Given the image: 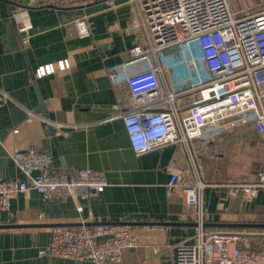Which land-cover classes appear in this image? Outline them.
Returning <instances> with one entry per match:
<instances>
[{"label":"crops","instance_id":"0c3cea01","mask_svg":"<svg viewBox=\"0 0 264 264\" xmlns=\"http://www.w3.org/2000/svg\"><path fill=\"white\" fill-rule=\"evenodd\" d=\"M18 8H22L19 20L32 26L26 44L13 17ZM78 18H85L88 34L78 33ZM140 36L139 15L131 0H94L68 8L33 0H0V92L9 95L0 107V177L24 179L10 153L35 149L50 156L58 173L90 167L108 183L89 199L48 200L35 189L10 199L8 210L0 211V264H95L39 254L55 225L80 223L90 215L151 234L137 248L123 250L119 262L108 264H173V245L193 234V226L143 223L184 221L189 207L169 197L165 189L166 168L175 148L137 155L119 115L129 92L124 84L112 81L120 80L118 65L129 57L128 49ZM63 59L68 60V69L34 76L38 66ZM29 111L35 115L26 121ZM213 130L207 129L199 143L214 152L209 159L202 149L199 156L214 165V172L226 177L245 175L248 181L255 179L257 171L264 172V136L253 125L240 133L241 144L229 139L226 147L210 139L204 142ZM244 145L249 149L240 159ZM221 148H227V155L220 154ZM256 204L264 208V189L251 201L240 193L228 196L224 187L203 191L204 210L211 221H234Z\"/></svg>","mask_w":264,"mask_h":264},{"label":"built area","instance_id":"2783aa9c","mask_svg":"<svg viewBox=\"0 0 264 264\" xmlns=\"http://www.w3.org/2000/svg\"><path fill=\"white\" fill-rule=\"evenodd\" d=\"M93 1L33 0L56 8ZM231 1L131 0L141 36L118 65L120 80L112 81L124 84L129 92L119 115L134 152L175 148L166 168L165 189L169 197L189 207L185 219L196 226L190 238L173 245V264H264L263 230L203 226L211 221L203 205L205 188L224 187L228 196L240 193L251 201L264 189V172L253 181L215 184L202 179L189 145L190 139L203 136L209 128L218 130L233 118L249 120L264 136V0H233L241 3L236 9ZM21 10L16 9L13 17L26 44L32 26L19 20ZM75 26L80 35L88 34L85 18L75 20ZM68 68V60L63 59L38 66L34 76ZM8 98L0 92V107ZM34 115L29 111L25 120ZM10 157L24 179L0 177V211L8 210L10 199L29 189L48 200L89 199L108 184L90 167L70 174L54 171L44 151L15 149ZM150 237L145 229L137 233L128 223L103 222L90 215L77 225L53 227L39 254L108 264L119 262L123 250L137 248Z\"/></svg>","mask_w":264,"mask_h":264},{"label":"rangeland","instance_id":"374dc122","mask_svg":"<svg viewBox=\"0 0 264 264\" xmlns=\"http://www.w3.org/2000/svg\"><path fill=\"white\" fill-rule=\"evenodd\" d=\"M231 6L233 9H236L240 6V1L238 2H234L233 0L230 2ZM185 102V100L183 101ZM249 124L252 125V123L249 120H245L242 118H233V119H227L225 120V125L218 129V130H213V134H210V136H205V140L210 139L215 141L216 143L223 145L224 147H226L227 141L229 139H234L237 141L236 145H239L242 143V141L240 142V133L244 130V127L249 126ZM243 133V132H242ZM199 139L200 138H194V139H190L189 140V145L194 153V159H195V163L198 169V172L200 173V176L202 177V179H206V180H216V179H223L226 181H236V182H247L248 179L245 175H241L239 177H226V176H222L221 172H214V165H210L204 162V160L202 158H200L199 154H201L202 149L204 150L203 152L208 153V158L210 159V152L213 153L215 149H210L209 147L205 146L203 143H199ZM204 146V147H203ZM246 149V150H245ZM248 146L244 145L242 147V154L240 156V159H243L246 155L243 154L244 151H247ZM220 154L222 155H227L228 152L227 148H221L220 150ZM218 151V152H219ZM200 152V153H199ZM245 159V158H244ZM237 165H239L238 162H236ZM250 168V166H248ZM256 168V167H255ZM220 171V170H219ZM258 171L255 173V178L258 177ZM254 180V179H253ZM259 230H263L264 228H257ZM194 233V232H193ZM193 235V234H192ZM262 237V236H261ZM248 239L250 240L251 237L248 236ZM253 239V238H252Z\"/></svg>","mask_w":264,"mask_h":264},{"label":"water","instance_id":"95a60500","mask_svg":"<svg viewBox=\"0 0 264 264\" xmlns=\"http://www.w3.org/2000/svg\"><path fill=\"white\" fill-rule=\"evenodd\" d=\"M36 87V84H35ZM39 101L42 102L41 97L39 96ZM39 108H43V104L41 103ZM51 131H53V128H51ZM55 141V140H54ZM67 174V172H65ZM144 224L149 225H188V226H196V222L184 220V221H177V222H143ZM80 223H65V224H57L55 226L59 225H77ZM204 227H214V228H234V227H256V228H264V222H236V221H205L203 223Z\"/></svg>","mask_w":264,"mask_h":264},{"label":"trees","instance_id":"16d2710c","mask_svg":"<svg viewBox=\"0 0 264 264\" xmlns=\"http://www.w3.org/2000/svg\"><path fill=\"white\" fill-rule=\"evenodd\" d=\"M263 190V189H261ZM225 221V220H220ZM236 222H264V208L260 204L254 205L248 213L237 214Z\"/></svg>","mask_w":264,"mask_h":264}]
</instances>
